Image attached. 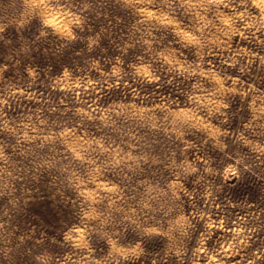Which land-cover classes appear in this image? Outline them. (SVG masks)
I'll return each instance as SVG.
<instances>
[{
    "label": "rangeland",
    "instance_id": "rangeland-1",
    "mask_svg": "<svg viewBox=\"0 0 264 264\" xmlns=\"http://www.w3.org/2000/svg\"><path fill=\"white\" fill-rule=\"evenodd\" d=\"M0 264H264L260 0H0Z\"/></svg>",
    "mask_w": 264,
    "mask_h": 264
},
{
    "label": "snow or ice",
    "instance_id": "snow-or-ice-1",
    "mask_svg": "<svg viewBox=\"0 0 264 264\" xmlns=\"http://www.w3.org/2000/svg\"><path fill=\"white\" fill-rule=\"evenodd\" d=\"M33 7L47 8L49 5L56 6V0H27ZM260 5H264V0H260Z\"/></svg>",
    "mask_w": 264,
    "mask_h": 264
}]
</instances>
